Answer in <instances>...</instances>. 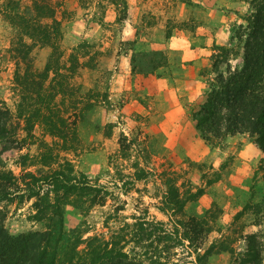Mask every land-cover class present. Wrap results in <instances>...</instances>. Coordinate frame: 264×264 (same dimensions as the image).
<instances>
[{
	"label": "rangeland",
	"instance_id": "374dc122",
	"mask_svg": "<svg viewBox=\"0 0 264 264\" xmlns=\"http://www.w3.org/2000/svg\"><path fill=\"white\" fill-rule=\"evenodd\" d=\"M51 1L61 20L62 61L80 52L84 64L74 82L95 99L77 118V151L63 156L78 177L108 192L95 205L88 196H71L63 208L65 230L107 240L123 234V251L145 264H249L244 258L254 233L264 264V152L248 133L207 141L195 118L216 79L221 46L240 52L220 63L222 71L242 66L237 32L252 12L249 0ZM21 4L29 11L32 1ZM17 35L0 8V106L14 112ZM51 52L50 45L33 46V66L43 69ZM18 132L22 138L24 130ZM34 133L41 138L42 128ZM4 144L0 164L21 180V155L36 154L37 147L6 150ZM138 168L144 178L135 175ZM34 201L1 203L11 234L46 228L33 218ZM193 218L203 228L191 240L186 231Z\"/></svg>",
	"mask_w": 264,
	"mask_h": 264
},
{
	"label": "trees",
	"instance_id": "16d2710c",
	"mask_svg": "<svg viewBox=\"0 0 264 264\" xmlns=\"http://www.w3.org/2000/svg\"><path fill=\"white\" fill-rule=\"evenodd\" d=\"M2 1V16L18 32L11 46L18 66L13 86L17 95L16 110L6 104L0 106V142L5 143L3 149L6 150L31 144L36 145L38 151L21 155L24 159L21 180L2 162L0 164V264H145L123 251L122 242L126 241L123 234L116 233L107 240L100 235L84 238L80 229L65 230L63 208L71 196H88L90 205H95L103 202L108 193L102 192L103 186H95L91 179L78 177L72 161L63 156L64 152L77 151L80 144L77 118L84 116L95 99L74 82L84 64L80 52L75 50L68 62L62 61L63 32L53 2L31 0L29 11H24L22 0ZM110 1L116 3L117 0ZM249 2L252 12L237 32L243 49L242 66L229 65L222 71L220 63L240 52L234 47L221 46L222 54H217L214 62L216 79L195 118L198 130L207 141L220 142L228 136L248 133L264 152V0ZM37 45L52 48L43 69L33 66L31 53ZM37 126L42 128L41 138L34 133ZM19 130H24L22 138L18 136ZM125 140L126 137L123 142ZM36 165L39 166L37 171L29 170L28 166ZM145 174L144 168H138L135 173L138 179ZM193 196L194 193H190L189 197ZM16 198L35 199L33 218L45 221L44 230L10 233L1 203ZM183 201L178 200L179 205ZM187 223H192L186 231L188 238L194 240L203 227L195 218ZM136 241L143 240L137 236ZM244 259L245 263L261 264L257 234L248 235Z\"/></svg>",
	"mask_w": 264,
	"mask_h": 264
}]
</instances>
